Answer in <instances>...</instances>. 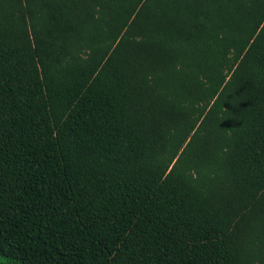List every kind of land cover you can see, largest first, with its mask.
I'll list each match as a JSON object with an SVG mask.
<instances>
[{
    "label": "trees",
    "instance_id": "16d2710c",
    "mask_svg": "<svg viewBox=\"0 0 264 264\" xmlns=\"http://www.w3.org/2000/svg\"><path fill=\"white\" fill-rule=\"evenodd\" d=\"M0 264H264V0H0Z\"/></svg>",
    "mask_w": 264,
    "mask_h": 264
}]
</instances>
